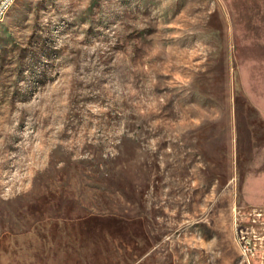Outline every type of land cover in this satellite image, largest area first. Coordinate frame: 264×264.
Here are the masks:
<instances>
[{
    "label": "rangeland",
    "instance_id": "rangeland-1",
    "mask_svg": "<svg viewBox=\"0 0 264 264\" xmlns=\"http://www.w3.org/2000/svg\"><path fill=\"white\" fill-rule=\"evenodd\" d=\"M0 264H264L263 0L13 1Z\"/></svg>",
    "mask_w": 264,
    "mask_h": 264
},
{
    "label": "built area",
    "instance_id": "built-area-1",
    "mask_svg": "<svg viewBox=\"0 0 264 264\" xmlns=\"http://www.w3.org/2000/svg\"><path fill=\"white\" fill-rule=\"evenodd\" d=\"M14 0H0V18L5 15V5H11Z\"/></svg>",
    "mask_w": 264,
    "mask_h": 264
},
{
    "label": "bare ground",
    "instance_id": "bare-ground-1",
    "mask_svg": "<svg viewBox=\"0 0 264 264\" xmlns=\"http://www.w3.org/2000/svg\"><path fill=\"white\" fill-rule=\"evenodd\" d=\"M11 5H5V12L8 10V8L10 7ZM2 18H0L1 20Z\"/></svg>",
    "mask_w": 264,
    "mask_h": 264
},
{
    "label": "crops",
    "instance_id": "crops-1",
    "mask_svg": "<svg viewBox=\"0 0 264 264\" xmlns=\"http://www.w3.org/2000/svg\"><path fill=\"white\" fill-rule=\"evenodd\" d=\"M263 8H264V0H263Z\"/></svg>",
    "mask_w": 264,
    "mask_h": 264
}]
</instances>
